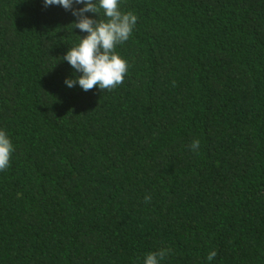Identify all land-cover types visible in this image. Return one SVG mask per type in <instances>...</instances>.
<instances>
[{"label": "trees", "instance_id": "16d2710c", "mask_svg": "<svg viewBox=\"0 0 264 264\" xmlns=\"http://www.w3.org/2000/svg\"><path fill=\"white\" fill-rule=\"evenodd\" d=\"M119 7L124 81L84 91L71 11L0 0V264H264V0Z\"/></svg>", "mask_w": 264, "mask_h": 264}, {"label": "clouds", "instance_id": "9594fccd", "mask_svg": "<svg viewBox=\"0 0 264 264\" xmlns=\"http://www.w3.org/2000/svg\"><path fill=\"white\" fill-rule=\"evenodd\" d=\"M44 7L60 6L71 11L76 22L71 26L87 33L77 46L71 47L62 58L81 75L67 78L65 84L72 88L79 85L84 91L99 87V89L112 90L122 84L128 70L127 62L116 52L118 44L126 42L137 23V16L129 11L123 12L119 7V0H43ZM74 5H83L75 8ZM101 10L103 18H100ZM85 13H93L98 18L91 19ZM200 147L199 140H193L189 145L192 151ZM14 151L13 144L4 130H0V171L6 170L10 165V158ZM151 196L146 195L144 202L150 203ZM171 249L146 254L143 264H160ZM217 255L215 250L208 254L207 259L213 260Z\"/></svg>", "mask_w": 264, "mask_h": 264}]
</instances>
